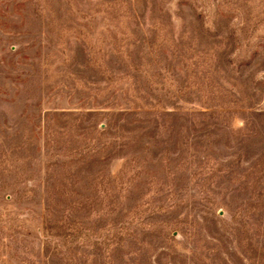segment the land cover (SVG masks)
<instances>
[{"label": "rangeland", "instance_id": "1", "mask_svg": "<svg viewBox=\"0 0 264 264\" xmlns=\"http://www.w3.org/2000/svg\"><path fill=\"white\" fill-rule=\"evenodd\" d=\"M0 264H264V0H0Z\"/></svg>", "mask_w": 264, "mask_h": 264}]
</instances>
